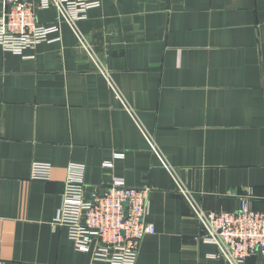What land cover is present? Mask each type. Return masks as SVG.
I'll return each mask as SVG.
<instances>
[{
  "label": "crops",
  "instance_id": "crops-1",
  "mask_svg": "<svg viewBox=\"0 0 264 264\" xmlns=\"http://www.w3.org/2000/svg\"><path fill=\"white\" fill-rule=\"evenodd\" d=\"M100 1L82 42L0 46V264H100L56 225L70 174L154 189L136 264H218L193 207L264 211V0Z\"/></svg>",
  "mask_w": 264,
  "mask_h": 264
},
{
  "label": "built area",
  "instance_id": "built-area-1",
  "mask_svg": "<svg viewBox=\"0 0 264 264\" xmlns=\"http://www.w3.org/2000/svg\"><path fill=\"white\" fill-rule=\"evenodd\" d=\"M100 6V0H0V46L23 55L41 43L60 42L63 23L82 42L77 23ZM52 10L56 21L51 25L40 23L38 13ZM104 167L112 168L113 164L107 162ZM50 173L49 165L35 164L32 177L48 180ZM87 190L82 179L69 175L56 225L66 228L76 250L90 253L96 263L136 264L143 239L155 234L154 226L147 221L154 189L128 187L111 178L90 195ZM250 198L240 196L239 209L232 212L193 207L201 227L200 239L217 247L218 264H245L250 258L264 257V211L250 209Z\"/></svg>",
  "mask_w": 264,
  "mask_h": 264
}]
</instances>
